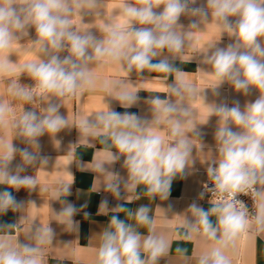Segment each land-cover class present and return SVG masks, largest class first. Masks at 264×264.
<instances>
[{
    "label": "clouds",
    "instance_id": "clouds-1",
    "mask_svg": "<svg viewBox=\"0 0 264 264\" xmlns=\"http://www.w3.org/2000/svg\"><path fill=\"white\" fill-rule=\"evenodd\" d=\"M100 3L101 0H0V53L9 50L14 41L27 36L29 28H34L36 39L31 40L32 44L39 45L44 56L39 62L25 63L18 69L10 68L14 64L9 60L10 55L0 57V75L26 72L36 82L35 88L40 94H51L63 100L97 86L90 65L101 60L120 62L128 73L138 71L143 74L145 69L179 73L175 61L177 54H182L190 43L193 33L189 29H198L202 22L209 21L210 15L222 31L234 37V42L226 47L210 46L203 56L212 66L211 75L217 81L212 89L228 82L244 95L252 87L260 94L243 110L239 102L232 107L225 103L212 105L210 116L218 117L215 140L220 158L207 167V176L212 181L207 192L218 193L219 198L207 210L196 203L190 205L195 219L187 221L185 236L191 239L193 234L200 235L219 245L201 256L198 264H231L224 250L234 244L250 222L254 221L257 231H264V188L257 187L264 185V0H206L203 7H191L196 0H124V27L107 23L102 39L88 30H76L70 18L92 14ZM189 14L195 19L185 28L179 21L181 16ZM65 51L68 55L61 58L60 53ZM99 86L111 87L116 93L114 99L125 109L139 99L138 91L129 92L120 84L104 81ZM168 88L178 99L152 97L148 101L153 106L151 120L135 113L117 112L108 105L106 111L85 117L76 126L82 134L103 135L111 141V146L116 149L110 153L112 163L123 157L122 167L127 170V177L113 172L115 179L106 188L117 200L123 199L121 186L135 190L141 184L152 199L166 200L172 181L184 176L193 149L189 134L199 135L185 97L192 98L197 93L179 76ZM8 93L25 102L34 99L33 86H20L16 81L9 84ZM61 107L52 100L43 114L23 109L19 117L11 121L16 137L28 147L0 142V185L17 191L24 188L31 192L36 188V179L21 173L34 162L48 163V157L39 154V137L46 133L56 136L60 131L70 129L67 117L60 112ZM10 114L11 105L0 100V124ZM161 123L170 128L167 140L150 128V125L159 127ZM232 126L239 131H233ZM17 155L20 163L13 172L10 165ZM97 167L102 168V165ZM249 192L257 201L254 215H250L247 204L239 199ZM57 195L63 197L60 200L63 207L57 215L78 230L79 222L74 217L87 205L78 208L66 199L72 195L70 183L61 185ZM203 195L201 193V198ZM108 204L105 198L99 207L108 208ZM22 207L23 203L18 202L10 191H0V215ZM114 208L125 209L123 204ZM149 212L146 205L128 212L136 224L148 227L149 234L143 238L133 224L126 223L119 215H112L109 229L102 234L97 264H156L168 251V243L155 234ZM84 215L89 214L85 212ZM212 215L216 216L215 223L210 219ZM53 237L50 226L35 227L30 237L34 243L16 240L13 244L9 237L0 236V264H43L42 246L52 243Z\"/></svg>",
    "mask_w": 264,
    "mask_h": 264
},
{
    "label": "crops",
    "instance_id": "crops-1",
    "mask_svg": "<svg viewBox=\"0 0 264 264\" xmlns=\"http://www.w3.org/2000/svg\"><path fill=\"white\" fill-rule=\"evenodd\" d=\"M124 0H101L100 7L92 14L84 13L72 16L71 22L80 32L90 31L98 39L105 35V25L113 23L124 27L126 20L122 15ZM206 6V0H196L191 7ZM162 9H157L160 11ZM96 12L100 14L97 15ZM195 19L189 14L181 16L179 23L185 28ZM234 20L235 18H230ZM193 34L182 54H177L175 66L179 73H162L158 70L145 69L143 74L138 71L128 73L120 62L101 60L90 65L98 84L91 89H85L82 94L63 100L51 94H40L35 88V81L26 73L13 71L11 75H0V100L9 103L12 108L5 121L0 124V142L13 143L19 148L28 147L15 135V129L11 121L18 118L22 110H34L43 114L44 109L52 100L62 105L60 112L67 117L70 129H64L49 136L47 133L39 137V154L48 157V163H32L27 166L21 175H30L36 179V188L29 192L21 188L15 190L0 185V191L8 190L23 207L17 211L9 210L0 215V236H7L15 244L34 243L30 237L36 226L53 229L52 243L42 246L41 254L43 264H97V252L102 242V234L109 229V221L112 215L133 224L142 238L149 234L147 226H140L128 216L129 211H134L141 205L149 207V215L154 223L153 228L157 236L163 237L168 243V251L161 256L156 264H198L199 258L218 247L214 241L206 240L203 236L192 235L189 239L185 236L187 221L195 219L194 213L189 209L196 203L205 210L212 206L210 202L200 201V189L205 180V173L209 163L219 161L218 143L215 140V132L218 128V117L210 116L212 105L221 103L232 107L239 102L241 110L247 103L254 102L259 91L254 87L249 89L247 95L237 92L234 87L225 82L216 87L217 81L211 75L212 66L207 64L203 56L209 47L217 45L226 47L234 42L231 34L222 31L214 19L209 15L207 23L202 22L198 29H189ZM36 39L34 28L28 29V35L19 41H14L9 50L0 53V57L9 56L14 64L10 68L18 69L29 62H39L44 58L39 51V45H33L31 40ZM167 55H171L166 53ZM68 53H60L61 58ZM153 62H156L155 60ZM179 76L186 83L196 89V95L192 98L185 97V103L190 106L193 113L192 120L197 126L195 133H190L193 145L192 156L188 161L183 178L177 177L172 181L170 195L166 200L159 197L152 199L146 193L143 184L135 190L121 186L123 199H115L106 191L107 185L115 179L113 172L126 178L127 170L122 167L123 157L120 161L112 163L110 153L116 149L111 146V141L103 135L91 136L82 134L76 127L79 121L85 117H93L96 113L106 111L108 105L111 109L124 113H135L139 117L151 120L152 105L148 102L152 97L166 96L172 100L178 97L173 95L168 88ZM16 81L20 86H33L34 99L25 102L13 98L8 93L9 84ZM107 81L109 84H120L129 92H137L138 101L133 106L125 109L115 98V91L99 86ZM207 122V123H206ZM150 128L167 140L170 128L161 123L159 127ZM233 131H239L232 126ZM31 150V149H30ZM35 151V148L33 147ZM83 162V163H82ZM20 163L19 155L12 161L10 169L14 172L15 166ZM97 165H102L98 168ZM70 169V170H69ZM72 184V195L66 197L78 208L82 204L87 207L74 217L79 222L78 230L63 222V218L57 214L63 205L57 192L61 185ZM264 188V185H259ZM107 199L108 208L99 207L102 199ZM117 204H123V211L116 210ZM89 215H84V213ZM213 223L216 216H210ZM13 225L12 227H7ZM179 249V251H178ZM231 264H264V231H257L254 223H250L247 230L241 233L234 244L224 250ZM146 258V254H143Z\"/></svg>",
    "mask_w": 264,
    "mask_h": 264
},
{
    "label": "built area",
    "instance_id": "built-area-1",
    "mask_svg": "<svg viewBox=\"0 0 264 264\" xmlns=\"http://www.w3.org/2000/svg\"><path fill=\"white\" fill-rule=\"evenodd\" d=\"M212 186V181L210 178H208L207 176V171L205 173V180L201 186L200 189V201L202 202H210V203H215L218 198H219V194L218 193H211V192H207V188ZM257 187L259 188V185H257ZM201 193H204L203 197L201 198ZM239 199L243 200L248 208H249V212L250 215H254L256 213L257 210V201L253 199V195L251 192H249L248 195H241L239 196ZM259 198H257L258 200ZM251 224L254 223L250 222Z\"/></svg>",
    "mask_w": 264,
    "mask_h": 264
}]
</instances>
